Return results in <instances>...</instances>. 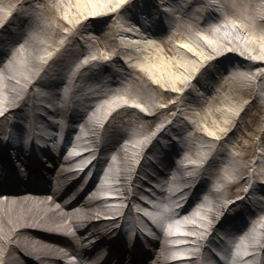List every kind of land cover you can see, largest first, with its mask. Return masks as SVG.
Segmentation results:
<instances>
[{"label": "bare ground", "instance_id": "bare-ground-1", "mask_svg": "<svg viewBox=\"0 0 264 264\" xmlns=\"http://www.w3.org/2000/svg\"><path fill=\"white\" fill-rule=\"evenodd\" d=\"M253 1L0 0V32L6 37L1 42L0 53L6 51L3 44L11 45L14 50L9 63L2 66L6 87H0V264H199V257H206L209 245H216L215 233L225 225L228 227L239 215L238 211L231 214V208L245 200L230 198L232 186L238 185L245 197L254 189L264 190V129L258 138L257 134H249V142H244L241 134L231 138L237 115L248 114L247 107L238 109L248 90L254 94L255 107L264 109V0ZM129 3L135 8L127 13ZM168 3L172 7L170 14L163 10ZM221 6L223 14L216 15V8ZM145 12L149 19L146 25L140 23ZM24 20L31 24L26 26ZM14 25L21 29L18 33ZM65 47H69L65 65L61 67L60 62L65 60L61 57L54 63L57 68L51 74L49 64ZM242 52L254 55L255 59L243 57ZM21 57L23 60L19 62ZM91 66L96 76L88 72L81 74ZM130 71L140 74L141 78ZM81 75L91 84L87 82L77 88L74 82ZM91 77L97 78L96 84ZM126 77L128 81L123 82ZM56 81L68 90L69 98L65 103L68 110L70 105L76 107L84 101L90 104L94 112L92 121L88 122L92 150L118 151V173L115 176L113 165L107 173L115 176L112 186L118 192L116 197L106 198L100 194L104 187L97 185L98 177L91 178L85 185L83 174L72 167L74 158L66 154L64 147H60L58 158L51 160V166L39 162L44 166V172L39 169L47 182L43 187H38L42 174L36 167L29 177L21 176L26 170L23 166L34 160L31 155L27 157L29 153L20 156L22 149L17 147L16 156L4 154L7 150L4 139L10 137L8 134L13 127L20 126L12 117L18 115L33 120L38 115L39 87ZM194 83L204 90L214 83L216 91L225 90L228 94L216 99L218 107L215 109L204 98L192 106L186 104L192 118L181 114L184 108H178L174 116L162 117L165 108L148 87L157 89V86L171 84L168 90L175 100L169 105L176 108L186 103L188 86ZM110 84L120 89L112 90ZM195 89L197 93L200 88L195 86ZM131 98L144 106L129 104ZM21 105H29L30 111H19ZM121 110L124 115L120 123L127 127L120 135L126 143L120 139L104 141L101 131L104 120L109 112L114 114ZM64 111L65 108H58L53 112L62 114ZM156 117L159 122L154 124ZM183 125L186 129L176 134V129ZM168 128H172L176 137L167 138L164 152H171L170 146L181 143L188 154L186 159L198 161L177 167L173 181L183 182L185 186L169 195L173 199L180 193L185 195L180 201L188 202L180 210L184 224H173L166 210L159 208L160 215H153L160 233H153L151 239L137 237L134 243L125 246L123 243L130 242L127 225L133 221L138 224L137 218L141 215L133 204L138 194L145 192L143 186H151L153 172L162 171L150 159L151 177L145 180L139 177L148 162L149 143ZM32 135L33 150L36 134ZM256 143L261 146L258 157L246 161L248 151L245 150ZM219 144L240 160L235 166L221 160L215 167L216 172L210 171L209 176L217 175L222 183L221 190L215 192L199 175L209 169ZM102 160L97 156L93 164ZM172 165L168 163L167 167ZM30 177H34V185L20 189L19 184L28 183ZM202 188L212 191L210 205L201 195H192L196 191L203 194ZM121 198L128 203H108L109 199L120 201ZM144 204L138 201L140 208ZM193 204H198L197 210H193ZM251 214L248 227L233 225L232 230H240L244 238L240 247L236 246L232 264H239L240 250L248 242L247 248L254 250L248 257L249 264H264L261 257L264 255V210L259 213L252 210ZM255 230L257 243L252 237ZM234 236L232 232L219 241L233 249ZM169 237L180 241V245L169 243ZM174 246H178L177 251ZM178 251L186 256H177ZM229 253L232 255L233 251ZM229 253L223 252L225 257H229ZM75 255L80 257L76 263L70 259ZM225 264L231 263L225 261Z\"/></svg>", "mask_w": 264, "mask_h": 264}, {"label": "rangeland", "instance_id": "rangeland-1", "mask_svg": "<svg viewBox=\"0 0 264 264\" xmlns=\"http://www.w3.org/2000/svg\"><path fill=\"white\" fill-rule=\"evenodd\" d=\"M256 0H254L253 2H255ZM252 2V3H253ZM250 8H252V6H249ZM243 10V9H242ZM256 29V28H255ZM258 33V31H255ZM251 34H249L250 36ZM132 39V38H131ZM62 52V51H61ZM60 52V53H61ZM243 53V52H242ZM245 56L249 57L250 59L253 58L254 59V55H248V54H245L243 53ZM23 60V57H21L19 59V62ZM128 72V71H127ZM131 72V71H130ZM132 75H134L135 77H138V78H141V75L140 74H136L135 72H131ZM212 85H214V83H212ZM170 85H160V86H157L158 88H153V87H148V90L152 93H154V97L157 96L158 97V103L163 106L165 108V110H163V112L161 113L162 117L164 116H168L172 113H177V109L178 108H184L183 112H182V109H181V114L182 115H186L188 118H192V116L189 114L188 112V109L185 108L186 104L189 105L191 104L194 105V102H198L200 100H202L204 98L205 101H208L211 103V108H217V102L218 100H216L217 98L221 99L222 97H220V95H224V97L227 96L228 92L227 91H216V88L217 86L215 85V87H211L210 89L208 90H204L202 89L200 86L196 85L195 83L190 87V85L188 86L189 87V92L187 93L186 95V103L183 105V107H176V105H173L170 107L169 104H172L175 100L174 96L171 95L169 93V90L170 89ZM195 86L199 87L200 88V93H203L204 94L202 95V97H199L196 95L195 93ZM193 87V90L191 89ZM174 88V87H172ZM208 91V92H207ZM248 94L246 96H244V98L242 99V104H240L238 107V109L240 110L241 108L244 110L245 107H247V112L248 114H245L244 112H242V114H238L237 115V120L234 122V124L232 126H236L237 125V122L239 121V130H238V136L241 134L242 138L244 139V142H249V134H257V138L259 137V132L262 131L264 129V109L262 108V106H257L255 107V105L253 104L252 102V98L254 97V94L252 92V90H248L247 91ZM132 100L129 102H134L136 103L138 106L142 107L144 106L142 102L140 101H134L136 99L134 98H131ZM193 109V108H192ZM241 109V110H242ZM147 110V109H144V111ZM148 111V110H147ZM116 118V116H112L108 122H110L113 118ZM154 124L158 123L159 122V119L156 117L154 119ZM111 129V128H109ZM243 133H247L246 135L247 136H243L244 134ZM259 145L260 143H256V145L253 147V148H250V149H246V148H242V150L246 149L245 151H248V157L245 159L246 161H249L250 159H256L258 157V151H259ZM197 159V158H196ZM225 160L235 166L240 158L236 157L233 153L231 152H228V154L226 155L225 157ZM210 168L209 169H213L215 170V167H217V164L214 163V161H211V164H209ZM207 173H201V175L205 176ZM139 175H141V173H139ZM240 187L238 185H233L232 188L230 189V198L232 200H235L237 197L236 196H239V193H242V191H239ZM220 190H218L217 192H219ZM115 203H118L121 205V202L117 201ZM124 203V202H123ZM126 205V204H125ZM112 206V205H111ZM174 250L177 251L176 247L174 248ZM181 251H178L177 254H180Z\"/></svg>", "mask_w": 264, "mask_h": 264}]
</instances>
